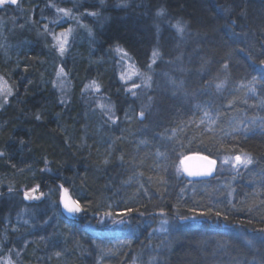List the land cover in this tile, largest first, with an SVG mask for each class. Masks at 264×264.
Segmentation results:
<instances>
[{
    "label": "trees",
    "instance_id": "1",
    "mask_svg": "<svg viewBox=\"0 0 264 264\" xmlns=\"http://www.w3.org/2000/svg\"><path fill=\"white\" fill-rule=\"evenodd\" d=\"M98 1L112 3L19 0L0 11V35L17 31L0 47V74L13 91L0 108V258L18 249L17 264H126L146 245L143 221L162 214L200 223L169 239L161 264H216L213 239L228 240L230 263L264 264V241L258 252L245 251L222 232L264 231V71L258 70L264 0H133L129 16L109 10L110 23L95 31L88 15L97 12ZM53 8L73 13L66 22L75 36L62 64L71 88L67 102L50 83L56 61L46 44V18ZM174 22L183 25L182 36L169 29ZM118 52L139 71L157 54L150 87L139 86L134 96L126 90ZM88 84L99 88L97 98H85ZM100 104H108L114 118ZM192 155L216 163L240 156L250 163L237 174L188 187L179 165ZM55 183L88 217L61 215ZM35 188L46 193L44 202L29 205L37 217L30 225L13 221L18 191ZM96 216L131 217L135 235L128 246L101 255L105 240L88 227ZM203 219L219 226L212 229Z\"/></svg>",
    "mask_w": 264,
    "mask_h": 264
},
{
    "label": "rangeland",
    "instance_id": "2",
    "mask_svg": "<svg viewBox=\"0 0 264 264\" xmlns=\"http://www.w3.org/2000/svg\"><path fill=\"white\" fill-rule=\"evenodd\" d=\"M70 1L60 0L59 3L65 5L67 3H70ZM18 2L19 0H17V4ZM98 2L100 3H98V5L94 7L97 8V12L88 15V21L90 20L89 23L92 25L91 29L95 31L100 30L105 25H108L110 23L111 18L110 15L107 14L109 10L123 11L124 15L129 16L130 12H132L131 10L133 9V7L137 5V2H134L133 0H112L111 4H108L106 2L103 3V1H98ZM17 4L13 5L10 3H6L0 5V11H6L7 8H14L16 7ZM53 9L50 10L47 9L48 10L47 14L49 15V17L46 18L49 25V27L47 26L49 39L46 40V44L47 47L49 46V48L52 50L56 61V65L51 71L52 76L50 79V83H51V88L54 90L57 98H59L61 102H67V100L70 97L71 88H70L69 76L66 70L64 69V67L62 66V64L63 61L65 60V53L67 52L68 47L70 46L71 39L73 38V36H75L74 33L75 27L70 26V24L67 25L66 22L67 20L68 21L72 20L71 17L73 16V13L70 12V10H68L67 8L64 9L62 8L64 11H60L61 9L59 10L57 8L54 9L55 11H53ZM155 14H156L155 21L156 22L162 21L160 18L163 16V12L157 10L155 11ZM42 15L45 14L41 12L39 16L41 17ZM77 20L79 21V19ZM85 20L87 21V18H85ZM177 25L182 27L183 31H177V27H176ZM169 27H170L169 29L172 30V33L175 36L176 35L182 36L184 34V27L179 22L171 23ZM1 29H2V25H1ZM57 29L60 30L57 31ZM16 35H17V31L14 30L10 31L9 35H4V34L0 35V47L2 46V49L3 47L4 48L8 47L7 45H9V43L16 38ZM90 35H92V32L90 33ZM65 37L67 39V42L64 44L63 53H61L59 50L60 43L65 40ZM117 55L118 58H121L120 62L118 63L120 80L122 83L128 85L129 88L126 89L127 91L131 92V94L134 96L136 95V90L139 86H143L141 88L150 87V83L153 81V77L149 75V73L151 72L150 70L152 69V67L154 66L155 62L158 59L156 58L157 54L156 55L152 54L150 56V63L147 64L146 68L143 71L142 70L139 71L135 67V65L132 62H129L128 58L121 52H118ZM3 62H5V60H3L0 57V63L2 64ZM262 66L263 65H261L258 68L259 71H262ZM5 86H6V90L0 93V108L3 107L7 103L9 98L13 95L10 80L5 75L0 74V87H5ZM8 90H10L11 95L7 94ZM82 93L84 94L85 98H89V99H95L100 95L99 88L95 84H88L87 86H85V88L82 90ZM99 108L101 109L102 113L105 116H107L108 118H114L112 114V110L110 106H108V104L107 105L100 104ZM243 165H244L243 163H237L236 157H234L231 162H225V161H222L220 163L217 162L216 169L211 178H214V180H216L215 178H217L218 176L224 177L225 175L237 174V172L240 170V168ZM179 173L185 179V181H187V183H185V186L193 187L190 184L196 181H192L183 176L181 172V163L179 165ZM217 179L220 180L221 178L220 179L217 178ZM44 191L45 190H43V197L41 202H44L46 197V193ZM20 200H21V204H19L20 206L18 207V211H16L13 215V221L23 223V225L26 224L30 225L37 216L35 215V212L31 209L32 206H29L28 204L23 202L21 195H20ZM39 204H35V205H39ZM30 205H34V204H30ZM86 217L88 216H85L84 218ZM153 217L154 220L143 221L144 228L148 227L147 229L148 231L144 237V240H147L145 241L146 245L143 246V248H140L138 251L134 252L133 256H131L129 262L126 264H161L162 259L165 257L166 253L168 252L167 251L168 247H170L166 245L170 243L169 239L171 237L173 238V236L178 234L182 229L191 226L197 227L196 223H200L194 220L196 218H190L188 219L189 221L188 224H184L176 220V217L171 218V217L163 216L162 214H158L157 216H153ZM129 218L131 217L124 216L120 219L110 220L108 218L96 216L93 219H90V221L92 220L93 223L91 224V226L90 223H88L89 229L93 231H97L96 232L97 236L100 239L105 240L104 244L99 250V253H101V255L104 253V250H106L107 254H110L112 253V251L114 252L115 250L120 249L121 247L128 246L126 239L129 238L130 233L135 235L134 232H132L133 229L131 227L132 225L129 221ZM213 225L215 228L219 226L218 224H213ZM223 228H224L223 231L222 230L221 231L222 232L225 231L223 233L225 235L224 237L230 238V240H232L235 243L237 242V245L245 251L247 250L251 252L254 251L258 252L257 247L262 245L264 241L263 232L248 233L249 235H246L247 231L245 232L244 229H241L239 227L238 228L228 227V229L225 227ZM148 240L159 241L160 244L155 246L157 248H153L152 245L148 244ZM221 240L222 242L213 239L214 243L212 246L213 250L211 254V259H215V262H217L216 264H242L240 262L230 263L231 261L230 256L232 253V250L229 248L230 244L228 243L227 239H221ZM17 254H19L18 249L17 252L14 251V254L13 252L7 253L3 258H0V264H17L15 260Z\"/></svg>",
    "mask_w": 264,
    "mask_h": 264
},
{
    "label": "water",
    "instance_id": "3",
    "mask_svg": "<svg viewBox=\"0 0 264 264\" xmlns=\"http://www.w3.org/2000/svg\"><path fill=\"white\" fill-rule=\"evenodd\" d=\"M262 70L264 71V65L262 66ZM201 157L203 156H199V155H192L189 157H186L182 162H181V172L183 174L184 177H186L187 179H190L192 181H205L210 179L213 174L214 171L216 169V163L213 166V170L209 175H202V176H189L187 174V172L185 171V168L191 170V171H199L201 169H203L206 166V162L204 160L201 159ZM58 190H59V198H58V204H59V211L61 213V215L69 220V221H77L81 218H83L81 212L80 213H76V214H69L65 208H64V204H63V199L65 196V192L67 193V191L58 183H55ZM43 190L44 189H39V188H35L32 189L30 191H18V193L21 195L23 202H25L26 204L30 205V204H39L42 201V197H43ZM11 192H7L6 194L8 195ZM1 196V195H0ZM26 196L28 198H26ZM67 197L69 200H72L68 193H67ZM141 218H146V217H141ZM179 222H189L188 220H184V221H179ZM207 222V221H205ZM264 231H255V233H260Z\"/></svg>",
    "mask_w": 264,
    "mask_h": 264
},
{
    "label": "snow or ice",
    "instance_id": "4",
    "mask_svg": "<svg viewBox=\"0 0 264 264\" xmlns=\"http://www.w3.org/2000/svg\"><path fill=\"white\" fill-rule=\"evenodd\" d=\"M6 3H10V4L15 5V4H17V0H0V5H3ZM60 11H64V10L61 9ZM65 14H67V13H65ZM176 27H177V31H183V28L180 27L179 25H177ZM66 42H67V39L65 37V40L60 43L59 50L61 53H63V51H64V44ZM261 65H264V61H261ZM5 90H6V86L0 87V93L4 92ZM7 94L11 95L10 90L7 91ZM141 115H143V113H141ZM37 118H39V117H37ZM201 159L206 162V166L199 171H191V170L185 168V171L187 172V174L189 176L209 175L212 172L213 166L215 165L216 162L214 160L208 159L207 157H201ZM236 161H237V163H243L244 165H247L248 163H250V159H248L247 157L242 159L240 156H237ZM225 162H227V161H225ZM26 198H28V197L26 196ZM63 204H64L65 210L69 214H76V213H80L82 211L81 206L76 201H72V200L68 199L66 192H65L64 199H63ZM105 215H110V213H105ZM217 215H219V213H217Z\"/></svg>",
    "mask_w": 264,
    "mask_h": 264
},
{
    "label": "bare ground",
    "instance_id": "5",
    "mask_svg": "<svg viewBox=\"0 0 264 264\" xmlns=\"http://www.w3.org/2000/svg\"><path fill=\"white\" fill-rule=\"evenodd\" d=\"M81 214H82V212H81ZM82 216H83V218L85 217L83 214H82ZM183 221H184V220H183ZM201 221H203L204 223L208 224L212 229L215 228L214 225L211 224V222H210L209 220H207V219H203V220H201ZM205 221H207V222H205ZM181 223H183V222H181ZM215 224H216V222H215ZM222 228H223V227H222Z\"/></svg>",
    "mask_w": 264,
    "mask_h": 264
}]
</instances>
